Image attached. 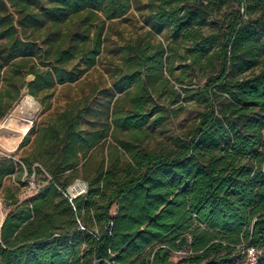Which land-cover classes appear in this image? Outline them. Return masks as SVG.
<instances>
[{"label":"trees","instance_id":"obj_1","mask_svg":"<svg viewBox=\"0 0 264 264\" xmlns=\"http://www.w3.org/2000/svg\"><path fill=\"white\" fill-rule=\"evenodd\" d=\"M229 1L162 6L149 21L156 32L169 25L179 36ZM236 1L219 71L200 92L206 109L189 139L161 153L119 141L129 158L114 154L107 167L98 165L87 191L71 201L68 186L101 139L86 135L80 113L65 110L40 129L24 165L0 166V180L25 168L49 180L3 221L0 264H170L184 249L187 264H234L246 245L262 250L258 264H264V70L242 80L229 77L238 56L255 59L264 32V15L251 27L241 7L264 12V0ZM7 3L17 18L7 13ZM130 8L131 0H0V103L8 97L10 106L12 88L27 84L39 96L77 80L97 62L106 21ZM19 28L26 40L14 44ZM138 52L145 78L129 72L117 85L122 91L137 83L131 110L116 118L118 127L135 131L145 124L149 83L162 75L164 55L148 47ZM77 58L83 69H71ZM28 74L34 75L30 83L24 82Z\"/></svg>","mask_w":264,"mask_h":264},{"label":"rangeland","instance_id":"obj_2","mask_svg":"<svg viewBox=\"0 0 264 264\" xmlns=\"http://www.w3.org/2000/svg\"><path fill=\"white\" fill-rule=\"evenodd\" d=\"M208 1L131 0V8L126 14L106 21L103 47L97 62L82 71L77 80L57 84L39 96L32 95L27 84L18 91L12 88L10 106H7L8 97L0 103V123L5 124L3 128L0 126V166L11 167V161L24 165L22 158L32 150L40 129L50 127L65 110L80 113L83 116L81 127L86 135L96 133L101 139L83 159L67 191H71L70 188L79 182L87 185V191L88 181L98 165L107 167L114 154L122 156V159L129 158L119 141H132L139 151L161 153L175 148L179 139H189L206 109L200 92L207 79L219 71V51L225 41L226 26L239 5L236 0H230L211 11L203 24L179 36L174 35L169 25L156 32L149 20L157 15L162 6L170 10L173 6L188 7ZM251 3L249 1V5ZM7 4V13L17 18L15 8ZM241 15L246 24L254 27L253 22L260 19L264 12L260 9L248 12L246 7H241ZM13 35L16 38L14 44L19 39L26 40L21 28ZM141 47H148L149 53L163 49L164 55L162 75H157L149 83L145 124L135 131L118 127L116 118L128 115L137 83L122 91L117 85L129 72L145 78L146 69H143L138 52ZM255 48V59L245 60L238 56L229 73L231 79L242 80L264 70V32L256 40ZM40 61L37 57L36 62L39 64ZM78 64L79 58L71 69L75 66L84 68V65ZM75 73H78L77 69ZM33 80L32 74L24 77L26 83ZM30 96L39 104L38 108H24L23 103ZM27 124L28 130L24 131ZM48 185L46 174H36L35 171L28 174L26 168L22 175L19 171L6 174L0 180V229L10 212L17 210L25 201L31 203L32 198ZM81 247L86 248L87 244L84 242ZM186 251L175 252L170 264H187L182 260Z\"/></svg>","mask_w":264,"mask_h":264},{"label":"built area","instance_id":"obj_3","mask_svg":"<svg viewBox=\"0 0 264 264\" xmlns=\"http://www.w3.org/2000/svg\"><path fill=\"white\" fill-rule=\"evenodd\" d=\"M2 124L0 123V126ZM87 186V185H85ZM86 192V187L80 190V194H83ZM65 195L72 201L75 197L78 195L74 194L72 191H68L65 193ZM262 253L261 249H258L254 246L246 245L242 248L241 255L239 258L234 262V264H258L259 257Z\"/></svg>","mask_w":264,"mask_h":264},{"label":"bare ground","instance_id":"obj_4","mask_svg":"<svg viewBox=\"0 0 264 264\" xmlns=\"http://www.w3.org/2000/svg\"><path fill=\"white\" fill-rule=\"evenodd\" d=\"M23 105H24V108H38L39 107V104L37 103V102H35L34 101V98L33 97H29V99H27L26 101H24V103H23ZM15 116V115H14ZM10 121V120H9ZM30 121V120H29ZM2 126V128L5 126V124H2L1 125ZM25 129V130H24ZM24 131H27L28 130V124H27V126L26 127H24ZM8 132V131H7ZM85 187V184H83V183H76V185L74 186H72L71 188H70V190L74 193V194H76V195H78L79 193H80V190L81 189H83Z\"/></svg>","mask_w":264,"mask_h":264},{"label":"water","instance_id":"obj_5","mask_svg":"<svg viewBox=\"0 0 264 264\" xmlns=\"http://www.w3.org/2000/svg\"><path fill=\"white\" fill-rule=\"evenodd\" d=\"M76 184H74V186H75Z\"/></svg>","mask_w":264,"mask_h":264}]
</instances>
